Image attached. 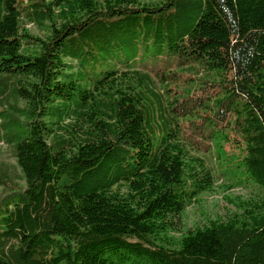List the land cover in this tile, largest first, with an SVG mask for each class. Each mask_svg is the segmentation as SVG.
I'll list each match as a JSON object with an SVG mask.
<instances>
[{"label":"trees","instance_id":"obj_1","mask_svg":"<svg viewBox=\"0 0 264 264\" xmlns=\"http://www.w3.org/2000/svg\"><path fill=\"white\" fill-rule=\"evenodd\" d=\"M0 140V264H264V0H0Z\"/></svg>","mask_w":264,"mask_h":264},{"label":"rangeland","instance_id":"obj_2","mask_svg":"<svg viewBox=\"0 0 264 264\" xmlns=\"http://www.w3.org/2000/svg\"><path fill=\"white\" fill-rule=\"evenodd\" d=\"M27 27L34 33L40 35L45 33L43 29L38 28L33 23H28ZM3 106L7 105L5 104ZM206 154L210 155V153ZM1 161L15 164L12 147L2 140H0V162ZM211 162L218 176L214 191L202 193L197 202L187 207L182 216L175 222V230L171 232L172 235L180 236L188 227L203 224L208 218L226 217L230 211L235 208L230 198L236 199L237 196L248 198L258 191L257 187L252 183H244L242 185L229 187L228 184L232 182V180L222 174L224 164L221 166L218 160L214 158H211ZM15 178L17 182H22L20 178ZM3 193V186L0 185V196L3 195Z\"/></svg>","mask_w":264,"mask_h":264}]
</instances>
